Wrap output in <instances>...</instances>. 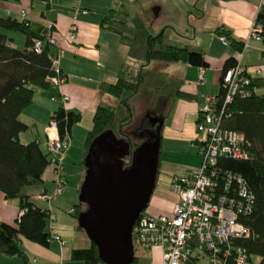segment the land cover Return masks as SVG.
I'll return each instance as SVG.
<instances>
[{
  "label": "crops",
  "instance_id": "0c3cea01",
  "mask_svg": "<svg viewBox=\"0 0 264 264\" xmlns=\"http://www.w3.org/2000/svg\"><path fill=\"white\" fill-rule=\"evenodd\" d=\"M160 1H0V10L5 13L3 16L13 13L15 15L13 17L20 18L23 10L26 13L25 18L45 25L52 23V36L62 44L64 53L59 59V68L66 77L65 80L59 86L49 84L47 87H36L31 103L20 112L18 118L27 125V129L19 135L20 141L22 143L39 141L40 147L47 151L44 127L51 113L59 106L79 113L80 120L71 128L70 145L64 157L65 185L69 181L68 174L72 175V178L82 174V171L75 173L79 169L78 166L66 163L70 158H77L78 149L72 151L71 142L74 128L80 129L83 155L84 140L92 126L95 108L99 104L111 107L118 104V99L104 92L100 85L114 83L119 69L124 64H130L126 56V46L120 42L117 34L100 26V19L110 9L123 8L130 18L138 17L154 33V23L149 15L152 8L159 15L162 11ZM167 3L170 14L166 16L171 18L162 22L157 30H163L164 34L169 28L171 36L180 39V42L173 39L178 43L170 44L181 47H186L187 43L200 47L204 37L205 45L200 50H196L195 47L189 49L201 52L207 66L198 67L181 61L150 60L141 69L143 75L140 85L130 99L131 109L144 84L146 86L153 84L158 93L162 87L165 89L161 92L163 94L161 102L159 104L157 102L153 108H147L143 119L144 124L150 126L148 135L155 140L144 142L155 146L156 158L153 174L155 184L147 204L151 208L150 215L169 214L177 200V194L169 187L171 175L186 174L197 169L200 164L201 158L198 154L200 135L195 129L197 111L204 97L214 96L219 92V81L224 71L225 60L230 57L235 58L243 66H264V54L259 51L262 44L254 39H247L249 29L263 4L261 0H167ZM76 8L83 11L76 12ZM176 15L180 22L177 21ZM72 23L77 27V36L75 41H68L63 37ZM217 29L228 31L237 42H244L247 39L248 48L243 53L236 51L229 43L219 39ZM262 76L264 77V74ZM258 91L263 92L264 89L258 88ZM62 95L68 97L65 105ZM155 118L158 121L152 123ZM106 134L109 135L108 132ZM49 166L42 174L41 184L25 188V192L30 195L29 199L35 205L44 208L47 203L38 196L42 192H52L54 188L53 170ZM66 189L52 200L54 219L51 227L47 225L48 232L52 229L65 240L64 245L60 246L55 240H50L47 245H40L20 237V247L27 264H58L61 260L67 264H84L81 260L70 259L72 249L85 248L90 243L76 216L80 211L77 213L73 209L72 213L68 212L69 208L80 202L79 197L76 202L73 193L77 191L79 196V188L74 182ZM155 190L157 192L154 194ZM19 215L18 200L6 198L0 192V222L15 225ZM137 250L138 259L135 264H139L142 258L149 259V264H161L159 248ZM0 264H23V259L17 254L7 255L0 252Z\"/></svg>",
  "mask_w": 264,
  "mask_h": 264
},
{
  "label": "trees",
  "instance_id": "16d2710c",
  "mask_svg": "<svg viewBox=\"0 0 264 264\" xmlns=\"http://www.w3.org/2000/svg\"><path fill=\"white\" fill-rule=\"evenodd\" d=\"M255 21L261 25L260 43L264 45V3L257 12ZM100 26L118 35L120 42L127 48L126 56L130 64H124L119 69L114 83L100 85L104 92L118 99V104L116 107L99 104L95 108L92 126L84 140L85 154L93 139L108 130L113 133L112 136L126 138L128 142L124 143L129 151L132 150V143L123 127L132 118L130 99L140 85L143 75L141 69L148 61H181L198 67L207 66L201 52L165 43L163 30L153 33L138 17L130 18L123 8L108 10L100 19ZM2 29L23 33L24 49L14 48L10 43L11 38L3 33ZM52 29L53 24L49 30L45 24L23 16L20 18L0 16V192L6 198H16L22 211L15 220V225L0 222V252L19 255L23 259V264H27V260L20 247V237L40 245H47L51 240L47 229L46 209L35 205L29 199L30 195L25 192L27 186L42 183V174L50 164L49 150L44 151L36 140L27 143L20 141L19 135L27 129V125L20 121L18 116L31 103L34 89L47 87L49 85L47 78L55 75L51 63L57 48L48 40L52 35ZM217 32L218 35L226 36L228 43L236 51L242 50L244 42L235 41L228 31L217 29ZM33 39L41 42L38 53L31 49ZM133 60L141 63L137 70L131 64ZM236 62L235 58H227L223 70L235 65ZM224 71L220 76L219 92L213 96L216 97L213 105L218 108V113L221 111V126L242 133L249 140L250 146L247 150L248 159L226 157L221 158L218 164L224 171L239 174L254 194L252 209L240 219V222L248 227L249 235L239 242L248 253L246 264H264V91H258V88L264 89V77H252L248 86L249 95L241 97L237 93L222 107L225 91L220 83ZM60 73L63 75L61 70ZM50 118L56 121L57 135L63 137L66 133L70 134L72 126L80 120V115L59 106L48 120ZM217 181L220 187L223 177ZM85 208L82 202L73 206L77 213ZM136 248L138 247L133 245L132 264L138 259ZM70 259L81 260L84 264H104L92 240L88 247L72 249Z\"/></svg>",
  "mask_w": 264,
  "mask_h": 264
},
{
  "label": "built area",
  "instance_id": "2783aa9c",
  "mask_svg": "<svg viewBox=\"0 0 264 264\" xmlns=\"http://www.w3.org/2000/svg\"><path fill=\"white\" fill-rule=\"evenodd\" d=\"M79 10L76 8V12ZM21 15L26 17L25 11L22 10ZM46 26L51 30L52 23ZM260 29L261 25L254 21L247 39L260 42ZM76 36L77 27L72 23L63 39L75 41ZM219 39L228 43L224 35H220ZM247 39L240 53L248 48ZM48 40L56 46L57 51L51 63L55 75L49 76L47 80L49 84L59 86L66 78L59 68V59L64 51L61 42L52 35ZM40 45V40L33 39L31 49L38 53ZM259 51L264 54V45ZM263 74L264 66L243 67L239 61L227 68L220 83L225 91L222 107L237 93L247 97L250 79ZM67 99L66 95H62L64 105ZM215 100L216 97L206 96L198 107L195 129L200 135L198 154L201 161L197 169L172 176L169 187L178 198L170 213L154 216L141 212L132 228L133 245L138 248H159L161 264H246L248 253L239 241L249 235V229L240 219L252 209L254 194L239 174L222 170L218 161L226 157L248 159L250 143L242 133L221 126L222 114L213 105ZM44 133L45 144L50 152L54 188L52 192H42L38 197L47 203L45 209L51 227L54 219L52 200L63 191L66 184L63 176L64 157L70 137L67 133L63 137L57 135L53 118L48 120ZM220 177H223V183L219 187L217 179ZM68 212L72 213L73 208H69ZM49 239L56 240L60 246L65 243L52 229ZM58 264L67 263L61 260Z\"/></svg>",
  "mask_w": 264,
  "mask_h": 264
},
{
  "label": "water",
  "instance_id": "95a60500",
  "mask_svg": "<svg viewBox=\"0 0 264 264\" xmlns=\"http://www.w3.org/2000/svg\"><path fill=\"white\" fill-rule=\"evenodd\" d=\"M112 135L109 130L100 133L86 151V171L79 189V200L86 208L78 222L95 242L104 264H132L131 230L154 188L155 146L143 143L123 167L122 157L129 150Z\"/></svg>",
  "mask_w": 264,
  "mask_h": 264
},
{
  "label": "rangeland",
  "instance_id": "374dc122",
  "mask_svg": "<svg viewBox=\"0 0 264 264\" xmlns=\"http://www.w3.org/2000/svg\"><path fill=\"white\" fill-rule=\"evenodd\" d=\"M161 5H162V11L159 13V15L156 14L155 10L152 8L150 10V15H149V18L153 21V27H154V33H157L159 32L157 30L158 26L160 24H162V22H164L165 20L171 18L168 17L166 15L170 14V10H168V3H167V0H161ZM166 10H167V13H166ZM3 11L0 10V16H3ZM11 16H15L13 15V13L10 14ZM16 17H19V16H16ZM172 18H173V15H172ZM176 18H177V21L180 22V19L179 17L176 15ZM182 20H184L183 17H181ZM157 26V27H156ZM3 33H5L10 39V43L11 45L18 49V50H22L24 49V46H25V36L23 35V33L19 32V31H16V30H8V29H2L1 30ZM165 31V30H164ZM172 32L169 28H167V30L164 32L163 34V39H164V42L167 43V44H170V43H178L176 41H173L174 40H177L180 42V39L179 38H173L171 35ZM203 37V36H202ZM202 42H201V45L200 47H198L197 45L196 46H193L191 45L190 43H187L186 47L189 48H193L195 47L196 50H200L204 45H205V38L203 37L202 38ZM190 44V45H189ZM190 50V49H189ZM125 51H127L126 47H125ZM127 53V52H126ZM131 64L132 66H137L140 64V61L138 60H133V62L131 61ZM145 65V64H144ZM139 66L137 67H133L135 68L136 70L138 69ZM150 79V76H148V80ZM145 86L142 87V92H140L134 102V104L132 103V109H131V112H132V118L131 120L124 125L123 127V130L128 134L129 136V140L130 142L132 143V149L135 151L137 150L138 148L142 147V144L146 141H150V142H154L155 140L153 139L152 136H149L148 135V131H149V128L150 126H146L144 124V116L146 114V112L148 111L147 108H153L154 105L158 104L161 102V100L163 99V94L161 92H164L165 89L162 87L161 88V91L160 93L157 92L158 89L155 88V86L150 85V84H144ZM159 98V99H158ZM75 129V132H73V135H72V145H73V149L72 151H76V148L78 149L77 154V158H70L66 161V163L68 164H71L73 166H78L79 169L78 171H75L76 172H81L82 171V174L80 175H76L74 178H72V175L68 174V184L65 185V188H69L70 186L73 185L74 182H76V186H78V188L80 189L81 188V185H82V182H83V179H84V176H85V171H86V164L84 162V159H85V154L82 155L81 153V150H82V139L80 137V129L79 128H74ZM116 137L118 139H120L122 142H128V140L124 137H120L118 135H116ZM51 166V164H49ZM123 167H125V164H123ZM53 174V172H52ZM79 182V184H78ZM159 184L161 183V180L158 181ZM66 189V190H67ZM157 191L155 190L154 191V194L156 193ZM74 195H75V199H76V202H78V192L75 191L73 192ZM56 197V196H55ZM54 197V198H55ZM143 212L148 214L151 212V208L149 205H147L144 209H143ZM139 250H137L136 248V253H138ZM150 263V260L149 259H146V258H142L140 260V263L139 264H149Z\"/></svg>",
  "mask_w": 264,
  "mask_h": 264
},
{
  "label": "flooded vegetation",
  "instance_id": "af4514ba",
  "mask_svg": "<svg viewBox=\"0 0 264 264\" xmlns=\"http://www.w3.org/2000/svg\"><path fill=\"white\" fill-rule=\"evenodd\" d=\"M131 152H133V149H132L131 151L128 152V155H127V156H125V157L123 156V157H122V162H123V164L127 165V164L130 162L131 155H132Z\"/></svg>",
  "mask_w": 264,
  "mask_h": 264
},
{
  "label": "bare ground",
  "instance_id": "6f19581e",
  "mask_svg": "<svg viewBox=\"0 0 264 264\" xmlns=\"http://www.w3.org/2000/svg\"><path fill=\"white\" fill-rule=\"evenodd\" d=\"M199 105H201V103L199 104ZM221 108V107H220ZM224 110V109H223ZM39 144H40V142H39ZM46 145V144H45ZM48 151V150H47ZM49 154H50V152H49ZM158 165V164H157ZM158 169V168H157ZM182 174V173H181ZM175 175H176V173H175ZM173 175H171V177H172ZM171 181V180H170ZM170 183V182H169ZM155 184V183H154ZM79 197V196H78ZM149 214V213H148ZM158 214H160V213H158ZM153 215H155V214H153ZM49 224V222L47 223V225ZM50 226V225H49ZM59 235V234H58ZM88 237V236H87ZM56 241V240H55ZM140 249H142V248H140ZM34 262V261H33Z\"/></svg>",
  "mask_w": 264,
  "mask_h": 264
}]
</instances>
